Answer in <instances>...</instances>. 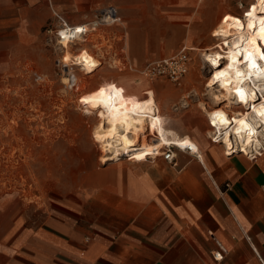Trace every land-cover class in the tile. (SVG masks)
Instances as JSON below:
<instances>
[{"label": "rangeland", "instance_id": "374dc122", "mask_svg": "<svg viewBox=\"0 0 264 264\" xmlns=\"http://www.w3.org/2000/svg\"><path fill=\"white\" fill-rule=\"evenodd\" d=\"M252 2L52 0L48 2L50 17L41 29H0V195L19 191L39 203L64 200L85 190L100 174L118 168H136L138 164H151L155 160L146 157L144 161H127L121 156L119 161L102 162L104 152L92 135L96 115H86L76 103L105 82L138 98L146 96L143 90L152 88L162 112L185 120L183 133H192L193 129L196 132L197 127L208 130L207 114L201 104L215 106L214 94L218 92L216 85L210 83L213 71L203 49L217 42L212 31L226 12L243 16ZM109 5L118 8L125 26L120 23L102 25L108 32L106 40L100 38L96 44L89 42L86 46L94 52L101 47L103 52L99 58L103 64L92 73H84L77 65L65 66V52L59 43L64 22L71 26L89 23L101 8ZM164 5L166 7H162ZM125 41L134 55L140 56L146 49L144 63L169 58L182 46H189L192 49L189 50V69L180 83L166 78L151 80L139 72L142 68L129 69L125 62L127 54L122 51ZM133 45L136 50L133 48L132 52ZM82 47L74 44L72 54ZM141 62H135V66ZM70 71L86 77L79 87L76 85L75 91L71 89ZM225 104L227 101L219 103ZM194 116L199 122L190 125L189 120ZM155 158H163V155L159 153Z\"/></svg>", "mask_w": 264, "mask_h": 264}, {"label": "crops", "instance_id": "0c3cea01", "mask_svg": "<svg viewBox=\"0 0 264 264\" xmlns=\"http://www.w3.org/2000/svg\"><path fill=\"white\" fill-rule=\"evenodd\" d=\"M49 1L0 0V29H41ZM122 51L131 70L165 59L144 63L146 49L134 55L127 41ZM209 138L206 163L179 151L172 162L100 174L64 200L0 195V264H264V155L229 153Z\"/></svg>", "mask_w": 264, "mask_h": 264}, {"label": "bare ground", "instance_id": "6f19581e", "mask_svg": "<svg viewBox=\"0 0 264 264\" xmlns=\"http://www.w3.org/2000/svg\"><path fill=\"white\" fill-rule=\"evenodd\" d=\"M116 23L122 24V18L107 25ZM67 25L71 26L68 23ZM102 25L93 27L92 23H77L73 25V33L69 36L64 35L62 29L60 30L59 43L65 52L63 56L65 66L77 65L79 69L84 70V73H92L103 64L99 58V54L103 52L101 47L96 52L86 47L89 42L96 44L100 38L106 40L108 32ZM82 29L96 30L84 33ZM262 30H264V0H253L243 16L226 12L216 23L212 36L217 42L203 49V55L210 62L213 71L210 83L212 86L216 85L218 93H213L215 106L201 104L202 110L207 114L210 128L205 133L198 128L195 137L179 134V128L184 124L183 120L162 112L152 88L143 90L142 93L146 96L138 98L132 94H125L105 82L82 96L76 104L86 115H96L97 123L92 135L101 144L104 152L102 162L119 161L122 159L121 156H125L127 161H144L146 157L155 158L159 153L163 154L164 148L173 144L183 152L191 147L190 153H195L206 163L204 149L209 143V137H215V143L217 141V144L223 146L229 153L245 151L251 153L253 159L259 154L264 155V58H262L264 31ZM61 35H64V38ZM74 44L83 45L76 54H72ZM70 75L73 82L71 89L75 91L74 88H78L86 77H82V74L77 75L73 71H70ZM68 92L72 93V91ZM238 92L244 94L243 100ZM221 101H227V104L219 105ZM12 114L10 112V115ZM193 120L195 121V118Z\"/></svg>", "mask_w": 264, "mask_h": 264}, {"label": "built area", "instance_id": "2783aa9c", "mask_svg": "<svg viewBox=\"0 0 264 264\" xmlns=\"http://www.w3.org/2000/svg\"><path fill=\"white\" fill-rule=\"evenodd\" d=\"M119 18L120 17L117 8L110 5L100 9L95 19H93L89 23H92V26L96 27L102 24L112 23L118 20ZM73 28L74 26H68L66 22H64L61 31L64 32V35L66 34L67 36H69L71 33H73L74 30ZM82 30L84 33L87 32L89 33L91 31H95L96 29H82ZM64 35H61V37L64 38L63 37ZM190 61H191V55L189 48L185 47L182 50H180L176 55L148 63L139 72L151 80L157 78H166L172 82L180 83L181 79L189 69ZM212 140L215 142L216 138L212 137ZM175 150L181 151L178 148H176L173 144L167 145L163 152L164 158L167 161L172 162L175 158ZM191 151L192 148L188 147L186 152L190 153ZM244 153L246 152L244 151ZM250 154L251 153H249L248 155L250 158H252ZM193 155L197 157L195 153ZM217 245H218V249L213 253V256L217 261H221L224 258L225 254L227 253V249L219 240L217 241Z\"/></svg>", "mask_w": 264, "mask_h": 264}, {"label": "snow or ice", "instance_id": "6c2138e0", "mask_svg": "<svg viewBox=\"0 0 264 264\" xmlns=\"http://www.w3.org/2000/svg\"><path fill=\"white\" fill-rule=\"evenodd\" d=\"M249 15H251V13H249ZM262 31H264V30H262ZM262 58H264V57H262ZM238 94L240 95L241 100H243L244 99V94L242 92H238Z\"/></svg>", "mask_w": 264, "mask_h": 264}]
</instances>
